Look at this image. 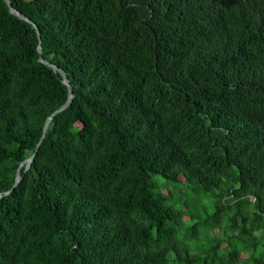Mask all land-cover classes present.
<instances>
[{"label":"trees","instance_id":"1","mask_svg":"<svg viewBox=\"0 0 264 264\" xmlns=\"http://www.w3.org/2000/svg\"><path fill=\"white\" fill-rule=\"evenodd\" d=\"M9 2L72 98L9 190L67 90L0 0V264H264V0Z\"/></svg>","mask_w":264,"mask_h":264},{"label":"rangeland","instance_id":"2","mask_svg":"<svg viewBox=\"0 0 264 264\" xmlns=\"http://www.w3.org/2000/svg\"><path fill=\"white\" fill-rule=\"evenodd\" d=\"M164 176L165 178L172 181L180 180L178 176L174 175L173 170L167 171ZM151 180L157 183V187L161 191L166 190L165 188L170 189L169 190L171 191L170 198H168L166 202L169 205H171L174 209H179L181 206L185 205V210H184L185 213L188 212L189 210V214L192 212L200 217H204L207 213H209V208H208L209 202L207 198L201 193H198L197 195L192 194V192L190 191L191 190L190 187H184L183 185H181L182 183L179 182L177 183L168 182V181L166 182L161 176H154ZM221 224L217 225L216 229L211 230L210 233L213 235V237L223 234V228ZM196 227L200 231V226L197 225ZM218 227L220 228L218 229ZM205 240H206L205 234L200 232L199 240H197V242L198 241L204 242Z\"/></svg>","mask_w":264,"mask_h":264},{"label":"water","instance_id":"3","mask_svg":"<svg viewBox=\"0 0 264 264\" xmlns=\"http://www.w3.org/2000/svg\"><path fill=\"white\" fill-rule=\"evenodd\" d=\"M4 3L6 4L7 8H8V11L16 16L17 18L31 24V26L33 27L34 31H35V35L37 37V47H36V51H37V61L39 63H42L43 65L45 66H48L49 68L52 69L53 72H56L59 76H60V80L61 82L66 86V90H67V96H66V99L64 101V103L58 107L56 110H54L44 121L43 125H42V128H41V132L40 134L38 135L37 139H36V142H35V146H34V150L33 152L30 154V156H28L26 159H24L21 163H19L16 167V170H15V173H14V181H13V184L11 185L10 189L11 190L14 185L19 181L20 177L18 175V171H19V168L21 166H23V171L29 167L30 165V162L32 161L35 153H36V150L39 146V144L41 143L42 141V138L44 136V133H45V130L47 128V124L50 120V118L52 117V115H54L55 113H57L58 111L62 110L64 107H66L69 103H70V100L72 98V92H71V89H70V85L68 83V80L64 74V72L57 66H54L52 65L51 63L43 60L41 58V50H40V41H39V34H38V30L36 28V26L34 25V23H32L27 17L23 16L20 12L14 10L11 5H10V2L9 0H3Z\"/></svg>","mask_w":264,"mask_h":264}]
</instances>
